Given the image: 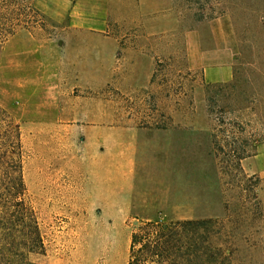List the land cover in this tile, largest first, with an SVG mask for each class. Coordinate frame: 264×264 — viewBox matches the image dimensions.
Wrapping results in <instances>:
<instances>
[{"label": "rangeland", "instance_id": "1", "mask_svg": "<svg viewBox=\"0 0 264 264\" xmlns=\"http://www.w3.org/2000/svg\"><path fill=\"white\" fill-rule=\"evenodd\" d=\"M106 9L101 31L42 13L41 26L0 42V108L18 126L24 197L44 247L28 260L127 264L143 222L187 220L199 225L178 231L179 264L193 237L198 264H264V0ZM205 51L228 60L227 81L191 69ZM130 140L129 210L101 212L86 178L99 148Z\"/></svg>", "mask_w": 264, "mask_h": 264}, {"label": "trees", "instance_id": "2", "mask_svg": "<svg viewBox=\"0 0 264 264\" xmlns=\"http://www.w3.org/2000/svg\"><path fill=\"white\" fill-rule=\"evenodd\" d=\"M42 22L43 14L30 0H0V42L18 29L38 27ZM20 149L18 126L0 108V264H35L28 256L44 252L39 225L24 197ZM193 225L199 223L143 222L130 235L127 264H179L175 256L181 248L175 238L186 227L196 230ZM196 256L197 244L193 237L188 263L198 264Z\"/></svg>", "mask_w": 264, "mask_h": 264}, {"label": "crops", "instance_id": "3", "mask_svg": "<svg viewBox=\"0 0 264 264\" xmlns=\"http://www.w3.org/2000/svg\"><path fill=\"white\" fill-rule=\"evenodd\" d=\"M36 8L49 18L66 21L70 28L101 31L106 25L107 0H35ZM218 51L198 52L200 69L205 83H219L230 77L228 60L212 61ZM136 176L135 148L127 141L124 148H99L93 171L86 178L87 190L101 212L120 213L129 210ZM119 202L111 203V199Z\"/></svg>", "mask_w": 264, "mask_h": 264}]
</instances>
